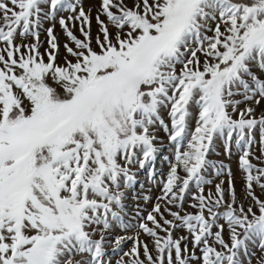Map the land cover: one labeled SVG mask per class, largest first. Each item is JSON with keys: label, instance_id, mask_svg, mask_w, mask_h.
I'll return each instance as SVG.
<instances>
[{"label": "snow or ice", "instance_id": "1", "mask_svg": "<svg viewBox=\"0 0 264 264\" xmlns=\"http://www.w3.org/2000/svg\"><path fill=\"white\" fill-rule=\"evenodd\" d=\"M0 264H264V0H0Z\"/></svg>", "mask_w": 264, "mask_h": 264}, {"label": "rangeland", "instance_id": "2", "mask_svg": "<svg viewBox=\"0 0 264 264\" xmlns=\"http://www.w3.org/2000/svg\"><path fill=\"white\" fill-rule=\"evenodd\" d=\"M93 30H95V22H93ZM57 32H59V28H57ZM78 34V33H77ZM41 39H44V37L42 36ZM61 42H63L64 37L61 35L60 36ZM219 159H225L223 156L218 157ZM225 163H231V166L233 168V170L235 171L236 169V160L233 159L231 162H229L228 160L225 159ZM156 170L157 173L163 172L166 170L167 165L164 164L159 158L156 161ZM140 182H142L144 184V187L147 189L149 187V181L146 177V175L144 173L140 174ZM138 187V185H137ZM237 187H239V181H237Z\"/></svg>", "mask_w": 264, "mask_h": 264}]
</instances>
